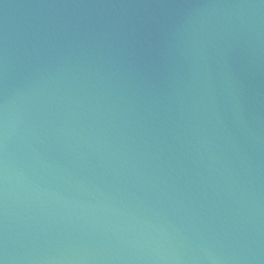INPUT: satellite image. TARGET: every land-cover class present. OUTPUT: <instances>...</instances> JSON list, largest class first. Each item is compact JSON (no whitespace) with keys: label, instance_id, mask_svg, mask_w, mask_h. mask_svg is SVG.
I'll use <instances>...</instances> for the list:
<instances>
[{"label":"water","instance_id":"obj_1","mask_svg":"<svg viewBox=\"0 0 264 264\" xmlns=\"http://www.w3.org/2000/svg\"><path fill=\"white\" fill-rule=\"evenodd\" d=\"M0 264H264V0H0Z\"/></svg>","mask_w":264,"mask_h":264}]
</instances>
